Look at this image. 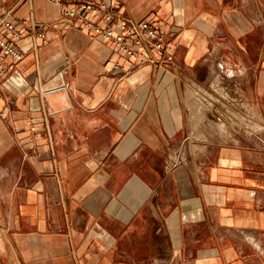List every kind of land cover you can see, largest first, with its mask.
I'll return each mask as SVG.
<instances>
[{"label": "crops", "instance_id": "0c3cea01", "mask_svg": "<svg viewBox=\"0 0 264 264\" xmlns=\"http://www.w3.org/2000/svg\"><path fill=\"white\" fill-rule=\"evenodd\" d=\"M1 1L26 37L0 86V264H264V0H109L165 33V66Z\"/></svg>", "mask_w": 264, "mask_h": 264}, {"label": "built area", "instance_id": "2783aa9c", "mask_svg": "<svg viewBox=\"0 0 264 264\" xmlns=\"http://www.w3.org/2000/svg\"><path fill=\"white\" fill-rule=\"evenodd\" d=\"M63 5V19L73 27L86 28L95 36L111 42L125 56L138 58L140 65L165 66V33L147 20L125 18L109 0H53ZM13 8L3 9L0 0V86L12 65L22 60L25 52L18 42L26 37L22 26L12 18ZM35 35L48 41L44 24H35ZM1 93V92H0ZM1 96V94H0Z\"/></svg>", "mask_w": 264, "mask_h": 264}]
</instances>
